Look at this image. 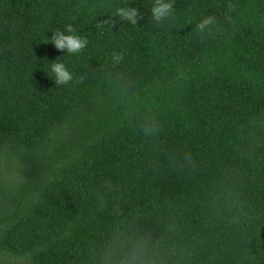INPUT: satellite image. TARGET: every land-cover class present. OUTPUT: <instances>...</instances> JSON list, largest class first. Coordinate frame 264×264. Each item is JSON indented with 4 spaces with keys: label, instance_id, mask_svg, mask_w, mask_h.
<instances>
[{
    "label": "trees",
    "instance_id": "16d2710c",
    "mask_svg": "<svg viewBox=\"0 0 264 264\" xmlns=\"http://www.w3.org/2000/svg\"><path fill=\"white\" fill-rule=\"evenodd\" d=\"M153 3L0 0V264H104L135 236L160 264H264V0H174L162 25ZM120 6L143 19L96 27ZM66 24L83 53L51 44ZM58 58L86 79L56 87Z\"/></svg>",
    "mask_w": 264,
    "mask_h": 264
},
{
    "label": "clouds",
    "instance_id": "9594fccd",
    "mask_svg": "<svg viewBox=\"0 0 264 264\" xmlns=\"http://www.w3.org/2000/svg\"><path fill=\"white\" fill-rule=\"evenodd\" d=\"M99 7H104L105 3L101 2ZM229 10L236 9L235 4H229ZM150 21L157 25H162L165 22H170L174 19L175 9L174 0H154L151 7ZM226 19L231 22L232 17L227 13ZM119 18L120 21H126L133 26H136L143 16L138 8L130 6H120L115 9L113 16L108 17L107 20L99 22L96 27L101 28L106 25H113V18ZM195 31L204 37H213L215 33L222 31L218 25L217 19L214 15H208L201 19L195 26ZM51 44L60 52H66L67 55H79L85 51L89 45V40L86 36L77 34L72 24H66L63 30L53 31ZM64 58V57H63ZM63 58H58L56 61L49 63L50 70L54 77V83L58 86H68L74 80L76 83H82L86 77L81 75L77 78L69 70ZM124 57L121 53H112V62L120 64ZM142 134L145 138L155 137L160 132V124L158 119L152 113H147L143 116L140 125ZM185 159L191 160V154H187ZM104 259V264H160L155 245L149 237L135 236L125 241L123 251L119 249L109 250Z\"/></svg>",
    "mask_w": 264,
    "mask_h": 264
}]
</instances>
